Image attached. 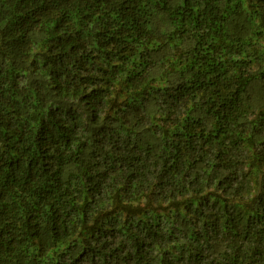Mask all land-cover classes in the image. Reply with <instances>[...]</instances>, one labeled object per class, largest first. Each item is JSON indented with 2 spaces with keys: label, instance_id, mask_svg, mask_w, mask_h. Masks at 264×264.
<instances>
[{
  "label": "trees",
  "instance_id": "1",
  "mask_svg": "<svg viewBox=\"0 0 264 264\" xmlns=\"http://www.w3.org/2000/svg\"><path fill=\"white\" fill-rule=\"evenodd\" d=\"M0 264H264V0H0Z\"/></svg>",
  "mask_w": 264,
  "mask_h": 264
}]
</instances>
